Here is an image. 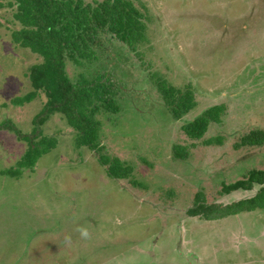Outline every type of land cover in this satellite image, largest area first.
Segmentation results:
<instances>
[{
  "label": "rangeland",
  "instance_id": "1",
  "mask_svg": "<svg viewBox=\"0 0 264 264\" xmlns=\"http://www.w3.org/2000/svg\"><path fill=\"white\" fill-rule=\"evenodd\" d=\"M134 1L154 22L143 20L142 57L112 39L115 75L132 91L116 117H98L109 155L134 163L131 178L146 174V191L109 176L59 115L41 126L43 135L57 136V147L34 169L17 167L29 148L20 133L35 137L47 97L16 103L32 91L29 67L42 57L13 43L18 24L0 8V264H264V210L216 220L189 212L199 193L206 205L226 206L261 188L223 192L264 163V145L236 149L242 136L264 129V0ZM78 68L69 65L75 79ZM155 76L191 87L196 107L175 118ZM215 105L225 108L221 121L201 140L187 136L183 126ZM218 136L221 144L206 143ZM175 144L187 148L186 159L175 160Z\"/></svg>",
  "mask_w": 264,
  "mask_h": 264
},
{
  "label": "trees",
  "instance_id": "2",
  "mask_svg": "<svg viewBox=\"0 0 264 264\" xmlns=\"http://www.w3.org/2000/svg\"><path fill=\"white\" fill-rule=\"evenodd\" d=\"M0 8L12 11L13 21L18 24L12 30L13 43L42 57L41 62L29 67L32 91L18 98L16 103H30L39 94L47 97L42 112L35 119L40 126L34 134L38 137L36 134L41 133V139L37 142L35 137L22 136L17 131L21 138H26L29 146L17 167L34 169L44 155L57 147V136L43 135L41 126L51 117L59 115L75 132L77 146L95 152L109 176L119 181L128 180L132 186L145 190L143 180L149 181L146 174L144 179L131 178L135 171L134 163L122 162L121 158L109 155L105 145L107 135L98 116L116 117L123 110L124 100L128 99L125 95L132 91L123 88V82L115 75L119 61L117 53L115 58L111 56L112 39L118 38L141 56L139 47L148 40L149 31L147 22L143 20L153 21V18L149 20L134 0H0ZM69 65L81 68L77 69L79 78L71 76ZM110 67H113L112 71L108 70ZM112 76L116 78L112 79ZM155 77L159 78V90L175 118H182L196 107L195 92L191 87L179 89L162 77ZM224 109L223 105L208 108L185 124L183 131L193 140L203 139L211 123L221 121ZM112 121L117 124L116 118ZM222 141L218 136L206 143L213 145ZM262 145L264 129H253L240 138L236 149ZM172 151L175 160H184L189 155L187 148L179 144H175ZM147 159L144 158V162H148ZM148 164L150 168L154 167L150 162ZM12 175L19 176L20 173L13 171ZM256 186L261 188L254 196L226 206L206 205L199 193L195 200L196 209L189 212L203 219L216 220L244 211L264 210V163L260 168L249 169L242 179L224 185L223 192L252 191Z\"/></svg>",
  "mask_w": 264,
  "mask_h": 264
},
{
  "label": "clouds",
  "instance_id": "3",
  "mask_svg": "<svg viewBox=\"0 0 264 264\" xmlns=\"http://www.w3.org/2000/svg\"><path fill=\"white\" fill-rule=\"evenodd\" d=\"M77 231L80 232V235L84 238V239H89L90 238V232L87 228L85 227H79L77 229ZM64 240L66 243H71V236L70 235H65Z\"/></svg>",
  "mask_w": 264,
  "mask_h": 264
}]
</instances>
